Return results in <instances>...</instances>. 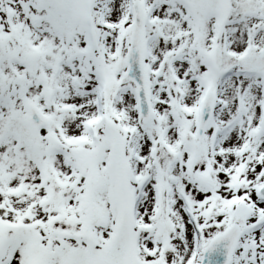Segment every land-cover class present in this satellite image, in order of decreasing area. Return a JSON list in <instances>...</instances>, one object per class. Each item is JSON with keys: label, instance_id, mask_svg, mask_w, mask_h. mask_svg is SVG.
Instances as JSON below:
<instances>
[{"label": "snow or ice", "instance_id": "1", "mask_svg": "<svg viewBox=\"0 0 264 264\" xmlns=\"http://www.w3.org/2000/svg\"><path fill=\"white\" fill-rule=\"evenodd\" d=\"M0 264H264V0H0Z\"/></svg>", "mask_w": 264, "mask_h": 264}]
</instances>
